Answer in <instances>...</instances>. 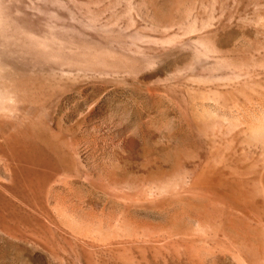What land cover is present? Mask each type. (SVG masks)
I'll list each match as a JSON object with an SVG mask.
<instances>
[{"label": "rangeland", "instance_id": "1", "mask_svg": "<svg viewBox=\"0 0 264 264\" xmlns=\"http://www.w3.org/2000/svg\"><path fill=\"white\" fill-rule=\"evenodd\" d=\"M3 59L69 171L0 157V264H264V0H0Z\"/></svg>", "mask_w": 264, "mask_h": 264}, {"label": "bare ground", "instance_id": "2", "mask_svg": "<svg viewBox=\"0 0 264 264\" xmlns=\"http://www.w3.org/2000/svg\"><path fill=\"white\" fill-rule=\"evenodd\" d=\"M47 74L49 83L53 84L54 70H48ZM27 83L22 66L1 60L0 157L15 181L22 182L31 191H44L56 176L69 171L65 165L67 154L63 151V142L47 125L49 113L46 109L50 103L43 82L40 80L36 91L32 88L30 94L25 92ZM10 163L13 166H9Z\"/></svg>", "mask_w": 264, "mask_h": 264}]
</instances>
